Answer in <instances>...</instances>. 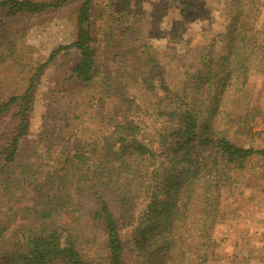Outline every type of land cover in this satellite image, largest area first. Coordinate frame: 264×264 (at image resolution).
I'll return each instance as SVG.
<instances>
[{"label":"trees","instance_id":"obj_1","mask_svg":"<svg viewBox=\"0 0 264 264\" xmlns=\"http://www.w3.org/2000/svg\"><path fill=\"white\" fill-rule=\"evenodd\" d=\"M107 1L94 9L93 0H0V65L17 35L8 20L72 4L75 37L41 67L76 51L71 78L95 106L111 105L99 139L56 140L43 127L30 149L36 74L0 101V264H126L127 252L134 264H209L223 192L248 162L264 161V144L243 139L253 132L264 142V114L243 90L249 69L264 61L253 30L258 0H227L220 48L213 41L186 47L189 65L176 85L161 75L171 59L159 72L158 50L132 45L141 0ZM171 1L181 12L195 8L194 0ZM97 21L106 24L103 39ZM100 40L115 60L126 46L125 71L102 76ZM257 119L262 128L254 132Z\"/></svg>","mask_w":264,"mask_h":264},{"label":"rangeland","instance_id":"obj_2","mask_svg":"<svg viewBox=\"0 0 264 264\" xmlns=\"http://www.w3.org/2000/svg\"><path fill=\"white\" fill-rule=\"evenodd\" d=\"M51 2L53 0H33ZM190 2L192 0H184ZM194 9L180 11V6L171 0H141L142 16L138 24L140 29L138 42L135 46L146 43L151 49L158 50L159 72L168 64V59L173 63L169 71L161 72V75L173 76L175 85L180 79L181 73L189 65L184 59L183 51L186 47H199L209 41L215 42V47L220 48V35L224 30L228 18L226 15V0H194ZM107 0H93V8H103ZM104 9V8H103ZM259 12L253 24L256 37L264 47V0H258ZM75 10L74 5H66L55 11H46L34 16H21L10 19V23L17 33L11 47L12 55L5 58L0 65V101L6 97L24 89L33 74L34 77V105L29 113V136L26 147L31 149L38 139L39 131L46 127L54 133L55 139L81 137L85 140L99 139L102 136L103 122L107 105L101 108L95 106L94 98L74 82L71 78V70L78 62V54L74 50L60 52L56 58L43 68L42 64L47 60L50 53L57 47L67 45L75 37ZM179 26L177 35L174 30ZM95 29L99 37L107 35L106 24L97 21ZM119 38V37H118ZM117 37L115 40L118 39ZM120 41V40H119ZM105 41L100 40L101 55L99 62L102 76L112 73L115 69L125 71L126 67L119 65L124 59L118 51L115 60L112 47L105 46ZM12 59V60H11ZM255 59V58H254ZM256 62V60H253ZM249 69L244 92L247 94V104L259 108L264 114V61ZM42 68L40 71L39 69ZM178 76V78H177ZM82 92H81V91ZM257 119L253 126L256 132L262 128ZM69 123L66 128L65 124ZM6 124L3 125V127ZM2 133L0 134V137ZM51 137V138H53ZM246 143L253 147L264 144L252 133L246 134ZM94 140V141H95ZM92 141V140H91ZM45 145V141L41 147ZM29 149V150H30ZM250 203L264 204V161L252 159L246 165L245 170L238 176L236 184L222 194L221 212L222 219L214 229V239L226 240L225 236L219 237V231L226 223L233 222L242 212L241 209ZM224 233L220 231V234ZM222 235V234H221ZM216 237V238H215ZM220 242V241H219ZM217 243V242H216ZM219 243L213 251L214 259L209 264H217L220 258ZM126 264H134V255L130 252L125 254ZM227 261V260H226ZM219 264H223L219 262ZM226 264V263H224Z\"/></svg>","mask_w":264,"mask_h":264},{"label":"crops","instance_id":"obj_3","mask_svg":"<svg viewBox=\"0 0 264 264\" xmlns=\"http://www.w3.org/2000/svg\"><path fill=\"white\" fill-rule=\"evenodd\" d=\"M241 210L237 219L216 229L217 233L219 230L224 232L221 235L219 231V237H224L225 232L228 234L226 240L215 239L223 257L219 262L264 264V204L250 203Z\"/></svg>","mask_w":264,"mask_h":264}]
</instances>
